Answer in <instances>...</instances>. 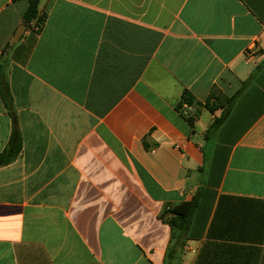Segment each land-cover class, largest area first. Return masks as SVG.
I'll use <instances>...</instances> for the list:
<instances>
[{"label":"crops","instance_id":"1","mask_svg":"<svg viewBox=\"0 0 264 264\" xmlns=\"http://www.w3.org/2000/svg\"><path fill=\"white\" fill-rule=\"evenodd\" d=\"M27 9L0 0V264H166L194 200L180 264H264V0Z\"/></svg>","mask_w":264,"mask_h":264},{"label":"trees","instance_id":"2","mask_svg":"<svg viewBox=\"0 0 264 264\" xmlns=\"http://www.w3.org/2000/svg\"><path fill=\"white\" fill-rule=\"evenodd\" d=\"M27 2L28 9L24 16V23L26 25H31L34 23L35 28L40 30L46 21V15L40 13L41 0H27ZM231 102V98H228L227 96L221 94L219 90L214 89L206 102V106L211 111H214L215 109L226 108L230 106ZM195 103V98L190 93L186 92L183 95L178 109L179 111H181L185 104L189 106H195ZM190 123L193 125L192 120H190ZM218 123L219 121H216L213 127H215ZM21 147V136L19 133V129L16 126L10 145L0 156V166L7 165L13 162L19 154ZM196 205V200L183 203L179 206L167 210L162 216V219L167 221L172 227L171 246L167 254L166 264H180L182 259V249L185 246V238L191 226L192 217Z\"/></svg>","mask_w":264,"mask_h":264},{"label":"water","instance_id":"3","mask_svg":"<svg viewBox=\"0 0 264 264\" xmlns=\"http://www.w3.org/2000/svg\"><path fill=\"white\" fill-rule=\"evenodd\" d=\"M22 27H23L24 30L20 29V30L17 31V33L15 35V38H14V41H19L21 36L23 35L26 27L25 26H22Z\"/></svg>","mask_w":264,"mask_h":264},{"label":"built area","instance_id":"4","mask_svg":"<svg viewBox=\"0 0 264 264\" xmlns=\"http://www.w3.org/2000/svg\"><path fill=\"white\" fill-rule=\"evenodd\" d=\"M171 209V208H168V210Z\"/></svg>","mask_w":264,"mask_h":264}]
</instances>
